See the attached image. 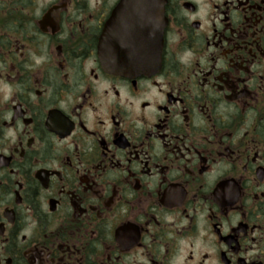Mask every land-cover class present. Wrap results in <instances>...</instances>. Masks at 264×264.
Wrapping results in <instances>:
<instances>
[{
    "label": "flooded vegetation",
    "instance_id": "1",
    "mask_svg": "<svg viewBox=\"0 0 264 264\" xmlns=\"http://www.w3.org/2000/svg\"><path fill=\"white\" fill-rule=\"evenodd\" d=\"M0 264H264V0H0Z\"/></svg>",
    "mask_w": 264,
    "mask_h": 264
},
{
    "label": "water",
    "instance_id": "2",
    "mask_svg": "<svg viewBox=\"0 0 264 264\" xmlns=\"http://www.w3.org/2000/svg\"><path fill=\"white\" fill-rule=\"evenodd\" d=\"M100 61H101V63H102V66L105 68V67H107V61H108V59L107 58H105L104 56H101L100 57Z\"/></svg>",
    "mask_w": 264,
    "mask_h": 264
}]
</instances>
